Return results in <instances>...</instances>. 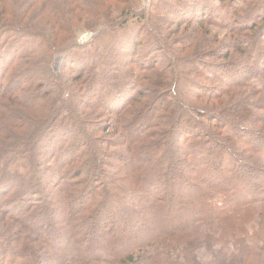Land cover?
<instances>
[{"label": "trees", "instance_id": "obj_1", "mask_svg": "<svg viewBox=\"0 0 264 264\" xmlns=\"http://www.w3.org/2000/svg\"><path fill=\"white\" fill-rule=\"evenodd\" d=\"M87 1L47 13L49 0H0V222L14 264H264V0H215L214 18L195 17L216 3L192 0L179 43L158 24L167 0L132 29L116 16L141 0ZM81 28L99 30L83 45ZM217 43L226 60H200ZM42 55L57 94L80 73L107 114L47 88L31 96ZM63 57L77 63L58 74Z\"/></svg>", "mask_w": 264, "mask_h": 264}, {"label": "rangeland", "instance_id": "obj_2", "mask_svg": "<svg viewBox=\"0 0 264 264\" xmlns=\"http://www.w3.org/2000/svg\"><path fill=\"white\" fill-rule=\"evenodd\" d=\"M68 1L70 0H49V4L47 6V8L44 9V11H47V13H61V12H65L66 11V6H68ZM206 2V4H208V2H210V4L212 5L213 3H216V6L214 8H211L209 11H206L207 14H205V11H203L199 17H195V18H202V17H207V18H214V15H213V12L211 11L212 9H215V11L219 12L221 11V9H217V6H219L220 4L217 3L218 1H215V0H204ZM17 8L18 7H22L23 6V2L24 0H17ZM86 3H89L90 1H87L85 0ZM151 2L152 0H141V5H139V7L137 9H134L133 11L134 12H130V11H127L125 13H123L121 16L120 13L117 14L116 17L117 20H116V23H117V26H121L122 24H125L124 26H126V29L127 28H134V26L138 25L137 23L140 22L139 19H134L135 17H137V15L139 17H142L145 15V12L147 11V9H150L151 7ZM167 6L169 5L168 9H170L169 12H166L162 15L161 18H163L164 20L162 22H159V26L160 28L162 29H165V30H171V33H173V37L176 41V43H179L177 40L179 37H182V38H185L187 35L190 34V31L191 29L189 28V26L187 24H183L182 26L179 25V24H176V22L178 20H185V19H190L194 16H197L196 14H198V11L195 12L194 9H193V6L191 5L192 3V0H167ZM213 2V3H212ZM25 3V2H24ZM219 4V5H218ZM174 7V8H173ZM140 9V10H139ZM36 11V10H34ZM61 11V12H60ZM187 11V13L185 14V12ZM43 12V10L37 12L36 14L38 13H41ZM130 12V13H129ZM211 13V14H210ZM36 14H33V15H36ZM195 14V15H194ZM194 15V16H193ZM170 19H172L171 21H169ZM33 22V20L31 21ZM169 23V24H168ZM207 27H211V29L213 30H217L218 27H213L212 24L208 25ZM99 29L97 30H93V29H85V28H81L79 31V34L77 35V39H78V42L81 43V44H89L93 38V36L97 33ZM125 30V29H123ZM130 30H126V31H122V35L125 34V32H129ZM118 33V32H117ZM117 33H113V38L116 39L117 37ZM219 33V37H220V40L222 41L223 40V37L225 36L226 32L223 31V30H219L218 31ZM159 38V37H158ZM120 39H123V38H120ZM108 44V43H106ZM87 48H90V46L88 45V47L82 49V54H85V59L86 60H92L93 58H96L95 55H93L92 57L91 56H88L87 55ZM213 48V46H212ZM215 48L214 50H211V46L209 47H205L204 49H202V54H203V58L200 59V60H204V61H207V60H211V62H224L226 59H223L222 58V55L225 53V48H224V44L222 46H220L219 43H217L215 45ZM113 49V45H109L107 47V50H112ZM215 53V54H214ZM202 54L200 55L202 57ZM211 54V55H210ZM214 54V55H212ZM77 58V57H76ZM144 59H150V56H147L146 58L144 57ZM65 59L63 57V60H59L58 62L55 61V71L58 73V74H65L67 72V67L72 65V64H76V60L74 63H69V65L65 62H63ZM95 60V59H93ZM244 59H240V61H238V63H241L243 62ZM47 56L46 55H42L39 57V60L37 61V64L35 65V69H38L39 68V71H40V75H39V78H37L36 81H34V84H33V87H31V92L29 94H31V96H34L33 94L38 92V88L43 90L44 89H49L51 90V97H59L60 99H66L69 95L72 99V105L71 106H76L77 110H80V108H85V104L83 103L82 100H86L87 103H92L91 104V109L89 112H93L95 114H97V112H101L104 114H107L108 112V109L106 107H103V105H101V99H96V100H93L92 101V98L94 96V90L91 89V85L93 83V81H86L84 82V79L83 81H80L79 82V75L80 73H75L73 74V77H72V73H71V77H69V82L68 83H73V86L68 89V93H64L62 96H60L61 94H57V92L55 91V89L49 85V82H47V78H49L48 76V73L45 72L47 68ZM100 63V64H99ZM140 64V66L142 65L140 62H137ZM97 70L100 68L99 72H103L105 71L106 69L107 70H115V66L114 64H112V62L110 61H103L101 58H97ZM245 65H242L241 68H244ZM38 67V68H37ZM125 68L126 66L123 68L124 72H125ZM186 72V78L187 79H192V78H197V74L195 75V71L192 72L193 70L192 69H185L184 70ZM192 72V73H191ZM52 73V71H51ZM75 79V80H73ZM45 83H44V82ZM36 82V83H35ZM54 82V81H53ZM81 82L83 85H81ZM76 86L74 89L73 87ZM84 86V87H83ZM94 86V84H93ZM49 87V88H48ZM48 91V90H47ZM73 91V92H71ZM162 93H164V91L160 92L159 91V88H155L154 86H152V89L150 90V94L151 96L155 95V96H160L162 95ZM149 95V93H147ZM39 104V103H38ZM52 100L51 98H48L47 100H45L44 102H41L39 105H38V110L39 109H42L44 108L45 111L47 112L49 110L50 107H52ZM113 100H110V103L107 102V107H113ZM27 103L25 101L22 100V104L21 105H15L14 106V110L19 112V113H22L25 109H26V106ZM70 106V105H68ZM89 107V106H88ZM0 108H1V105H0ZM96 108V109H94ZM258 113H261V111H257ZM7 113V112H6ZM96 120H99L101 121L102 120V126L103 128L106 127V126H109V122H104V118L103 119H96ZM101 138H111L112 136L108 135L107 133H101ZM105 146H107L108 149H110L109 145L106 144ZM260 223H251V225H255L256 228L260 227L259 225ZM1 236L4 238L6 236H4L2 234V222H0V264H14L15 262H19L20 259L17 258V255L12 253L11 251V248L13 249V245L14 242L13 240H11V238H8L6 240H2ZM11 237H14V236H11ZM22 244V243H19V245ZM18 245V247H19ZM22 254V253H21ZM17 264V263H16Z\"/></svg>", "mask_w": 264, "mask_h": 264}]
</instances>
